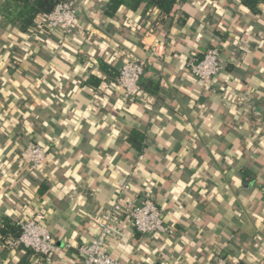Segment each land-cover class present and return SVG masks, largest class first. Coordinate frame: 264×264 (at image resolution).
Listing matches in <instances>:
<instances>
[{
  "label": "crops",
  "instance_id": "crops-1",
  "mask_svg": "<svg viewBox=\"0 0 264 264\" xmlns=\"http://www.w3.org/2000/svg\"><path fill=\"white\" fill-rule=\"evenodd\" d=\"M76 6L74 37L22 33L0 13V222L42 215L70 247L39 264H78L76 247L99 234L127 176L129 197L151 190L175 231L147 236L123 220L105 247L122 264H264V5L255 16L236 0H192L177 8L186 23L168 32L158 12L137 29L135 14L128 27L106 20L103 0ZM212 47L223 70L202 85L186 63ZM133 57L147 62L144 93L126 101L118 76ZM99 58L114 71H101ZM91 75L99 85L87 84ZM31 140L47 152L39 172L22 157ZM24 254L0 242V264Z\"/></svg>",
  "mask_w": 264,
  "mask_h": 264
},
{
  "label": "built area",
  "instance_id": "built-area-1",
  "mask_svg": "<svg viewBox=\"0 0 264 264\" xmlns=\"http://www.w3.org/2000/svg\"><path fill=\"white\" fill-rule=\"evenodd\" d=\"M77 12V6L62 2L50 14L44 15V21L49 29L70 36L77 22ZM57 48H62V43L58 44ZM146 64L144 59L133 57L122 65L118 85L122 88L126 101L138 100L143 95L141 80ZM186 69L200 84H207L223 70L219 48H210L202 56L189 59ZM22 157L32 172H39L47 160V152L45 148L29 141L22 152ZM142 159L143 156H140V160ZM116 189V199L100 221L99 234L91 241L76 247L78 264H122L106 252L105 247L110 237L120 234L121 224L125 219L143 235L174 234V228L165 223L162 210L156 204L151 190L144 189L138 200L131 199L129 195L132 191V183L127 176L118 178ZM15 225L20 230V235L11 242L14 248L28 249L44 258H50L63 248L70 247L68 244L61 246L53 240L42 215L32 219L17 220ZM214 264L237 263L217 256L214 258Z\"/></svg>",
  "mask_w": 264,
  "mask_h": 264
},
{
  "label": "trees",
  "instance_id": "trees-1",
  "mask_svg": "<svg viewBox=\"0 0 264 264\" xmlns=\"http://www.w3.org/2000/svg\"><path fill=\"white\" fill-rule=\"evenodd\" d=\"M88 1L89 0H83V2ZM191 1L192 0H103L101 10L106 20H120L124 27L130 26L128 24L130 15H138V20L133 25V27L137 29L142 28L143 24L148 22L155 12H158L156 22L168 32L174 21H177L179 24L186 23L188 15L181 12L179 13L177 8ZM236 1L239 2L244 11L255 16L260 14L259 8L264 5V0ZM62 2H69L76 6V0H6L0 7V13L6 25L17 28L22 33H30L35 32L38 28L49 29L44 21V15L50 14L55 7ZM121 8H123L122 11ZM120 15H122V17H119ZM216 33L219 34L218 32ZM73 35L74 31L70 37ZM78 41L77 39L76 42L78 43ZM55 50L59 52L62 49L57 48L56 45ZM99 68L103 72L111 73L110 70L114 71V69L101 58H99ZM92 82L99 85L101 80L91 75L87 84L92 85ZM153 89L156 91V86H153ZM31 141L40 145L39 142L35 140ZM129 141L133 146L137 147L138 150H142L144 138L141 133L136 131L132 132ZM40 146L43 147L42 145ZM19 235L20 230L11 220L4 218L0 222V242L3 245L15 241ZM42 258V256L33 251L25 249L24 256H22L17 264H39ZM34 260H36L35 263Z\"/></svg>",
  "mask_w": 264,
  "mask_h": 264
},
{
  "label": "clouds",
  "instance_id": "clouds-1",
  "mask_svg": "<svg viewBox=\"0 0 264 264\" xmlns=\"http://www.w3.org/2000/svg\"><path fill=\"white\" fill-rule=\"evenodd\" d=\"M123 10V8H121V11ZM122 103V101H118L117 106H120V104ZM31 129H29L30 131ZM76 141L73 140L72 143H75ZM229 163H231V161H229ZM79 179V178H78ZM25 184H27V181H24ZM26 190V189H25ZM53 191L55 192L56 189L54 188ZM78 202V201H77ZM76 215H82V214H86V213H75ZM74 223V220L72 221ZM15 259V258H14ZM3 264H7V261H4Z\"/></svg>",
  "mask_w": 264,
  "mask_h": 264
}]
</instances>
